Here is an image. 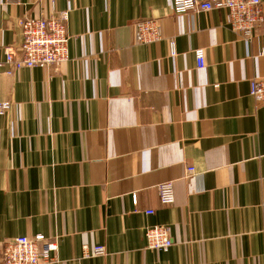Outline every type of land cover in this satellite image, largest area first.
Masks as SVG:
<instances>
[{
    "label": "crops",
    "instance_id": "1",
    "mask_svg": "<svg viewBox=\"0 0 264 264\" xmlns=\"http://www.w3.org/2000/svg\"><path fill=\"white\" fill-rule=\"evenodd\" d=\"M54 10L69 13L70 61L0 72V264L9 241L37 235L57 241L55 264H264V105L250 95L264 22L246 41L225 11L174 0H0V62L21 19ZM140 21L164 40L137 44ZM154 226L168 252L148 249Z\"/></svg>",
    "mask_w": 264,
    "mask_h": 264
},
{
    "label": "built area",
    "instance_id": "2",
    "mask_svg": "<svg viewBox=\"0 0 264 264\" xmlns=\"http://www.w3.org/2000/svg\"><path fill=\"white\" fill-rule=\"evenodd\" d=\"M177 13H201L223 10L226 12L229 26L246 41L253 38L256 29L264 22L262 0H174ZM68 12L54 10L49 17L42 19H21L23 42L17 49H5V60L0 62V72L12 76L23 69H57L70 61L68 34ZM135 42L139 45H152L164 40L162 27L156 21H140L135 25ZM171 56L176 55V45L170 42ZM264 55V50H263ZM195 56L198 68L206 66L204 49H197ZM250 95L260 105H264V77L253 79L250 83ZM10 103H0V115L7 113ZM194 169H188L193 173ZM163 205L175 203L173 182H166L158 187ZM154 211H147L153 215ZM149 250L168 252L173 245L166 227L154 226L146 230ZM58 251L57 241L48 240L44 235L34 238L18 237L9 241L4 249L3 264H55ZM104 247H84L86 258L105 255Z\"/></svg>",
    "mask_w": 264,
    "mask_h": 264
}]
</instances>
